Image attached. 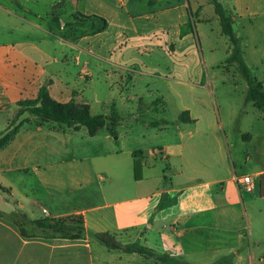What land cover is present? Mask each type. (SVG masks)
Wrapping results in <instances>:
<instances>
[{
    "label": "crops",
    "instance_id": "crops-1",
    "mask_svg": "<svg viewBox=\"0 0 264 264\" xmlns=\"http://www.w3.org/2000/svg\"><path fill=\"white\" fill-rule=\"evenodd\" d=\"M97 1L94 8L103 9ZM113 1L123 7L131 1L142 2L141 15L155 14L152 0ZM210 1L193 0V8L200 13ZM217 1L230 19L248 69H264V0ZM68 2L74 15L105 18L85 6L79 8V0H57L46 13L36 9L40 0L0 1L2 122L18 103L35 100L41 87L57 103L73 100L97 114L98 105L83 97L85 88L91 90L102 79L111 90L112 85L122 87L125 73L145 74L93 55L97 65L81 62L90 54L58 38L62 27L53 21ZM176 4L158 11L166 13L185 4L191 9L188 0ZM53 39L66 50L48 52L43 43ZM67 48L72 51L69 55ZM68 58L76 64L67 62ZM85 72H89L87 78ZM256 79L264 82V76ZM245 87L247 91L246 83ZM244 106L238 131L251 141V147L240 151L219 143L216 147L134 150L118 147L116 130V137L110 133L105 137L113 146L84 147L91 153L85 156L68 145L77 132L44 126L21 129L0 150V264H264V111L245 97ZM189 115L190 121L181 123L197 125V116L190 111ZM231 122L211 117L202 130L218 134ZM177 130L183 135L184 129ZM241 153L245 157L240 161ZM158 160L167 161L168 172L158 167ZM245 161L251 164L249 169ZM245 175L254 182L252 193L239 189L237 180ZM45 218L69 223L81 219L82 233L71 238L50 230L38 236L26 232L35 231L30 223ZM21 219L29 222V229H23ZM105 233L122 246L145 247L153 256L109 249L94 236Z\"/></svg>",
    "mask_w": 264,
    "mask_h": 264
},
{
    "label": "rangeland",
    "instance_id": "rangeland-1",
    "mask_svg": "<svg viewBox=\"0 0 264 264\" xmlns=\"http://www.w3.org/2000/svg\"><path fill=\"white\" fill-rule=\"evenodd\" d=\"M56 1L40 0L36 9L38 12H49L51 4ZM152 1L155 14L141 15L142 2L131 1L127 7H123L113 0H98L103 9H95L94 0H87L86 4L84 0H79V8L85 6L88 11L95 10L105 16L107 28L100 34L94 33L101 28V23L79 17L80 14L74 15L75 11H71L74 7L69 2L61 7L60 18L57 15L53 17L57 27H62L60 32H56L57 37L90 54L83 56L81 62L89 60L90 67L97 65L98 62L91 56L93 55L145 72L143 75L135 72L125 73L121 81L122 87L112 85L111 90L105 88L102 79L94 86L91 85V90L85 88L83 97L91 105H98L99 109H95L97 114L91 113L94 109L90 111L87 104H76L86 106L90 115L106 117L110 115L111 105H115L120 118V125L116 129L119 133L118 147L142 151L157 147H173L174 150L176 147H216L218 143L223 147L228 144L236 151L242 150V147H251V141L243 139L238 131L239 122L243 117L241 113L246 107L245 81L237 60H227L232 46L228 38L221 34L220 24L215 21L213 5L204 3V8L199 13V9L196 11L193 8V0H188L191 9L185 4L187 0H183L185 7L160 13V7L179 6L176 4L177 0ZM147 18L149 20H146ZM121 27L127 30L120 32ZM136 28L139 29L138 33ZM58 42V39H53L49 44L44 42L43 46L48 52L59 54L61 50L66 49L63 45L59 46ZM67 50L69 55L72 51L68 48ZM67 62L76 64L69 58ZM249 71L253 77L264 76V69L255 70V67H250ZM87 76L89 72L84 73V77ZM20 111L21 108L17 106L8 120H0V139L13 137L10 143L21 129L44 126L51 130L77 132L72 143L68 145L77 147L85 156L91 153L82 150L84 147L104 150L114 145V142L108 144L105 140L109 134V123L93 133L81 126L66 128L53 123L41 125L33 115L24 111L19 115ZM189 111L199 119L197 125L181 123L190 121ZM211 117L232 121L231 126L218 134H205L203 125ZM151 123L157 125L150 127L148 124ZM177 128L184 129L183 135ZM140 154L141 152H138V155ZM238 157L241 161L245 155L241 153ZM157 165L162 171L168 172L167 161L158 160ZM250 165L247 163L246 167L249 169ZM30 224L33 225L32 228L35 227V231L27 230V225ZM30 224L21 219L23 229L27 230L30 236L49 231L34 222ZM50 231L55 234L75 235L80 230L75 219L70 223L65 222L62 228L56 226L55 230Z\"/></svg>",
    "mask_w": 264,
    "mask_h": 264
},
{
    "label": "trees",
    "instance_id": "trees-1",
    "mask_svg": "<svg viewBox=\"0 0 264 264\" xmlns=\"http://www.w3.org/2000/svg\"><path fill=\"white\" fill-rule=\"evenodd\" d=\"M210 3L213 5L214 12L218 17L222 35L228 38L232 46V49H230L229 52V58L227 60H237V65L247 85L245 101L251 102L255 108L259 109L260 111H264V82H261L255 77L251 76L248 67L242 59L241 50L238 46V41L233 33L230 19L229 17H227L222 5L217 0H211ZM79 17H82L84 19H94L101 23V28L97 29L94 34H99L106 29L107 22L101 17L83 15H79ZM17 106L21 108L19 115L22 114V111L28 112L35 118H37L41 125L53 123L62 125L66 128L81 126L88 129L89 132L94 133L97 130L104 128L109 123V133L113 137L117 136L116 128L118 126L120 118L117 114L114 104L111 105V112L108 117L104 115L93 116L89 114V110L86 106L77 105L73 100L65 104L55 102L54 100L49 98L46 88L41 87L35 100L20 102L17 104ZM151 125L156 126L157 124L151 123ZM12 138L13 137L9 139H0V150L3 149ZM65 222L66 221L64 220H55L48 218L34 221V223H36L41 228H45L48 230H55L56 226L62 228ZM76 222L78 223V229L80 231H78V233H76L75 235H71V238H77L82 233L81 219H77ZM94 236L109 249H121L126 253H137L146 257L153 256V253L150 250L142 246H122L121 244L117 243L114 237L108 233L95 234Z\"/></svg>",
    "mask_w": 264,
    "mask_h": 264
},
{
    "label": "built area",
    "instance_id": "built-area-1",
    "mask_svg": "<svg viewBox=\"0 0 264 264\" xmlns=\"http://www.w3.org/2000/svg\"><path fill=\"white\" fill-rule=\"evenodd\" d=\"M237 183L239 185V189L246 193H252L255 189V185L251 176H242L237 180Z\"/></svg>",
    "mask_w": 264,
    "mask_h": 264
}]
</instances>
